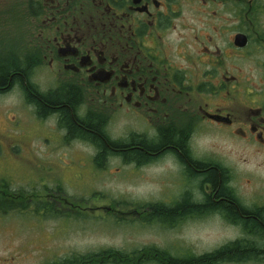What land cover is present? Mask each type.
<instances>
[{
	"label": "flooded vegetation",
	"instance_id": "obj_1",
	"mask_svg": "<svg viewBox=\"0 0 264 264\" xmlns=\"http://www.w3.org/2000/svg\"><path fill=\"white\" fill-rule=\"evenodd\" d=\"M3 65L12 69L0 96L18 94L38 122L56 131L59 146L84 147L88 155L79 158L89 174L110 159L127 172L165 168L156 196L138 203L96 192L72 198L112 202L88 207L51 192L48 198L63 206L39 210L80 223L112 222L130 235L118 245H31L12 258L264 264V194L236 190L233 168L214 143L228 136L264 152V0H0ZM56 96L63 99H47ZM65 107L84 131L69 126ZM97 129L107 151L81 133Z\"/></svg>",
	"mask_w": 264,
	"mask_h": 264
},
{
	"label": "rangeland",
	"instance_id": "obj_2",
	"mask_svg": "<svg viewBox=\"0 0 264 264\" xmlns=\"http://www.w3.org/2000/svg\"><path fill=\"white\" fill-rule=\"evenodd\" d=\"M20 27L17 33L23 32V27ZM19 100L16 93L0 96V181L7 185L4 187L7 193H23L29 198L12 200L26 205L25 208L0 214V261L6 260L7 264H37L35 253L12 258L17 250H26L25 246L31 245L34 250L40 244H51L57 251L82 249L89 245H99V248L102 245H118L123 237L130 235L121 232L118 225L112 222L86 220L80 225L74 219L40 216L39 210L47 211L43 204L53 202L48 195L55 192L57 187H60L65 198H75L79 192L85 195L96 192L98 196L116 199L113 201L115 203L121 204L122 200L117 199L124 198L138 203L156 196L160 186L158 180L165 168L155 166L142 172H127L123 163L110 159L103 170L96 169L89 174L88 170L92 168L80 159L88 155L87 150L77 144L65 148L63 144L59 146L56 131H50L46 125L38 122ZM214 143L219 157L233 168L236 190L248 195L264 194V152L257 154L228 136L220 137ZM96 202L91 204L89 199L80 203L88 207L110 206L112 203L107 200ZM100 229L118 232H103Z\"/></svg>",
	"mask_w": 264,
	"mask_h": 264
},
{
	"label": "trees",
	"instance_id": "obj_3",
	"mask_svg": "<svg viewBox=\"0 0 264 264\" xmlns=\"http://www.w3.org/2000/svg\"><path fill=\"white\" fill-rule=\"evenodd\" d=\"M11 69H12L11 66H4L3 65V66L0 67V82L1 83H3L6 80L7 75H8V73H10ZM47 99L49 100V102H52V101L58 102V101H60L63 98H61L60 96H58V97L56 96V97H53L52 99L49 98V97H47ZM73 100H74V98H72V99H70L69 97L66 98V101H67V104L69 105V107L72 106ZM66 108L67 107H65V111L64 112H65V115H67L66 116L67 117L66 119H69L70 118L69 117V112H68V110ZM42 109H43L42 112H45V111L48 110V109H45V107L42 108ZM79 123L78 124L81 125L82 128L76 127L74 125V123H71L70 119L68 120L69 126L71 125V127L73 129H75V131L76 130L78 131L79 129H81V130L84 131V129H86L87 127H85L80 121H79ZM72 128L70 129V131L73 130ZM95 131H96V134H90L89 132L88 133H85V132H87L86 130H85V132H81V133L86 134L87 136L92 137L93 140L96 143H98V145H99V147L101 149H103L104 151H107V149H108L107 146L108 145H105V144L102 143L103 142V139H102L101 133H99L100 131H98V129L95 130ZM72 132H74V131H72ZM119 145H120V143H116V144H114V143L111 144L110 143V147L109 148L113 149V147H116V146L119 147ZM4 187L6 188L7 185L3 181H0V214H5L7 211H12V210H16V209L20 210V209L25 208L26 205H24V204H17V203H15L12 200H25V199H28L29 197L28 198L25 197L23 195V193H11V192L10 193H7V191L4 190ZM55 192H61L60 187H57ZM122 203H123V201H122ZM56 205H57V201L47 202V203L43 204V206L45 208H47V209H53ZM182 206H185V205H182Z\"/></svg>",
	"mask_w": 264,
	"mask_h": 264
}]
</instances>
